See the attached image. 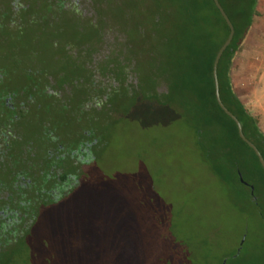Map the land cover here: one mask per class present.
Returning a JSON list of instances; mask_svg holds the SVG:
<instances>
[{
  "label": "trees",
  "instance_id": "trees-1",
  "mask_svg": "<svg viewBox=\"0 0 264 264\" xmlns=\"http://www.w3.org/2000/svg\"><path fill=\"white\" fill-rule=\"evenodd\" d=\"M12 1L0 0V140L10 151L0 173V191L7 192L0 208L7 203L15 209L14 223L23 229L0 254L24 248L42 212L77 188L79 183L59 198L52 191L76 173L73 161L84 142L99 144L109 110L126 113L146 103L188 121L211 173L221 184L241 188L233 204L241 225L234 248L213 251L205 240L198 250L161 249L159 264H264V168L215 99L212 63L229 29L213 0H85L87 11L65 0H20L23 6L14 11ZM218 1L234 26L217 65L219 96L264 158V130L231 77L258 14L257 0ZM108 37L114 43L103 53ZM103 77L113 88L97 107L90 100L102 93ZM10 93L27 98V107L8 108ZM48 150L66 154L55 159ZM184 252L183 263L167 258Z\"/></svg>",
  "mask_w": 264,
  "mask_h": 264
},
{
  "label": "rangeland",
  "instance_id": "rangeland-1",
  "mask_svg": "<svg viewBox=\"0 0 264 264\" xmlns=\"http://www.w3.org/2000/svg\"><path fill=\"white\" fill-rule=\"evenodd\" d=\"M65 2L87 11L85 0ZM257 4L263 14L254 21L264 27V0ZM105 42L103 53L114 43L112 37ZM247 45L233 75L246 99L264 64V45ZM101 80L102 93L90 100L96 106L113 88L111 79ZM104 119L92 148L96 159L77 188L47 207L25 247L15 246L0 264H159L161 249L198 250L205 240L213 251L234 248L241 225L233 204L241 188L225 186L211 173L188 121L173 109L146 103L126 113L110 109ZM249 228L258 239L253 220ZM185 257L186 252L167 258L183 263Z\"/></svg>",
  "mask_w": 264,
  "mask_h": 264
},
{
  "label": "flooded vegetation",
  "instance_id": "flooded-vegetation-1",
  "mask_svg": "<svg viewBox=\"0 0 264 264\" xmlns=\"http://www.w3.org/2000/svg\"><path fill=\"white\" fill-rule=\"evenodd\" d=\"M11 4H12V9L14 11L19 10L23 6L20 0H13ZM16 97L17 96L15 93H10L9 95H6V97L4 98V104L10 109H15V108L25 109L27 107L26 105L27 98L22 99V98H16ZM9 137L10 135H8L7 138ZM94 144H95L94 140L93 142L86 141L83 144L84 146L80 149L81 150L80 152L77 153V151H74V153H71V158H74L72 157V154L77 153V157L74 158L75 161H73L74 164L78 165V169L75 173L76 175L69 174L66 181L59 183V185L56 186L57 188L55 187L52 190L54 193L53 194L54 196L59 198L60 195L66 194L67 192L70 191V189H72L74 186H76L79 183L81 172L84 169L86 171V169L95 160L96 153H93L92 151ZM5 145L6 143L0 140V173H1V170L4 169L5 163L7 162V157H8L7 153L10 152L9 150L4 149ZM65 154L66 152L51 153L50 150L47 151V156L54 157L55 159L64 157ZM25 180L28 181V178H24L22 176L20 177L21 182H24ZM2 187H0V189ZM6 194L7 192L0 191V198L2 197V195H6ZM7 197L8 196H4V199H6ZM18 213L20 212L18 211ZM16 216H19V214H17V211L15 209H11L9 207V204L6 203L3 208H0V226H2V228L0 229V252L2 249L6 250L5 247H7L9 244L11 245L15 241L16 237L22 234V229H23L22 225L18 226V223H14V221H16ZM25 219L26 220H23V223L25 222L26 224L27 218ZM14 227H17V228L20 227V228L17 230ZM5 254L6 253H4V255ZM4 255L0 254V258H3Z\"/></svg>",
  "mask_w": 264,
  "mask_h": 264
},
{
  "label": "crops",
  "instance_id": "crops-1",
  "mask_svg": "<svg viewBox=\"0 0 264 264\" xmlns=\"http://www.w3.org/2000/svg\"><path fill=\"white\" fill-rule=\"evenodd\" d=\"M256 10L258 12V14L256 15V17L258 18V15L261 13L263 14V11H261V5L257 4L256 5ZM255 17L253 18V22L252 25L250 27V30L246 36L245 42L243 44V46L249 44L251 46H260V45H264V43L260 42L259 40H257L258 38H262L264 39V27H260L258 25L257 21H254ZM243 46L241 47L240 51L238 52L236 59L233 63L232 66V70H231V77H232V83L234 86L235 91L237 92V87L235 85V78H233L234 75V65L235 62L237 60V58H239V53H241V55L243 54ZM248 46V45H247ZM248 49V48H247ZM247 49H244V52L247 51ZM257 55V54H256ZM256 60H259L258 57H255ZM244 62V61H243ZM243 62H241V65H244ZM241 72H243L242 70L240 71L239 76H241ZM245 72V70H244ZM257 77L255 80V84L253 85V87H250V92L249 94H252V96L250 95V97H248L246 99L245 95L242 94H238L239 98L241 99V101L243 102V104L245 105V107L248 109V111L253 114L254 116H256V118L258 119V125L262 128V130H264V64L262 65V67L257 70L256 73Z\"/></svg>",
  "mask_w": 264,
  "mask_h": 264
},
{
  "label": "water",
  "instance_id": "water-1",
  "mask_svg": "<svg viewBox=\"0 0 264 264\" xmlns=\"http://www.w3.org/2000/svg\"><path fill=\"white\" fill-rule=\"evenodd\" d=\"M216 8L218 9V11L220 12V14L222 15L223 19L225 20L228 29H229V33L227 38L224 40V42L221 44V46L219 47V49L217 50L215 57L213 59V63H212V77H213V81H214V92H215V99L218 103V105L220 106V108L235 122V125L237 127V132L239 137L245 142L247 143V145L249 147H251L254 151V153L256 154L261 166L264 168V158L262 157L260 151L258 150V148L255 146V144H253L249 139L246 138V136L243 134L242 132V126L240 121L236 118V116L229 111L226 106L222 103L220 96H219V85H218V77H217V65H218V61L222 55V53L224 52V50L226 49V47L230 44L233 35H234V26L231 22V20L229 19L228 15L226 14V12L224 11L222 5L220 4V2L218 0H213ZM239 176V180L244 183V184H248L246 181L243 180L241 173H238ZM251 188V193H253V186H250ZM242 245V243H240V246Z\"/></svg>",
  "mask_w": 264,
  "mask_h": 264
}]
</instances>
